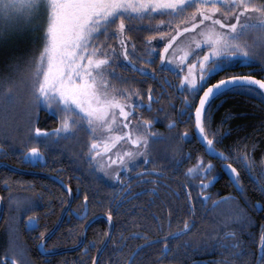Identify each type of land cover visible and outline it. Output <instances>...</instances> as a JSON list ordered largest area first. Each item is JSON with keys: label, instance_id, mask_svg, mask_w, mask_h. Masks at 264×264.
Wrapping results in <instances>:
<instances>
[{"label": "snow or ice", "instance_id": "1", "mask_svg": "<svg viewBox=\"0 0 264 264\" xmlns=\"http://www.w3.org/2000/svg\"><path fill=\"white\" fill-rule=\"evenodd\" d=\"M161 28L167 31H161ZM140 30L149 33L141 40L142 53L147 55L138 54L136 40L128 34ZM12 33L30 35L32 41L38 43L28 49L29 54L24 58H12L5 65L10 71L0 73V109L16 112L25 119L33 140H40L45 147L52 148L62 136L75 135L83 130L86 151L82 155L99 180L112 177L123 183L121 169L130 171L139 165L141 158L146 164L153 163L148 155L150 139L166 137L151 131L158 117L143 118L137 111L138 108L152 110V90H147L149 102L145 103L139 89L123 84L118 87L112 78L124 81L126 77L112 65L119 62L130 70L154 75V70L137 64L134 57L143 61L150 60L155 54L162 69L168 68L179 76L175 85L177 90L192 96V101L189 96H183L185 106L181 115L188 113L191 119L190 109L194 107V128L208 154L224 162L237 160L247 174L252 190L264 196V158H261L257 176L254 172L257 161L250 158L249 153L240 151L239 146L233 150L234 156L217 149L222 134L219 128L211 127L210 121L212 101L226 92H244L264 100V75L227 74L214 83L208 82L214 74L234 65L258 64L259 67L252 71L264 74V0H0V43ZM113 40L115 44L110 42ZM159 43H163V48L158 50L155 45ZM197 97L198 103H193ZM41 109L58 118L55 128L37 125ZM168 126L175 127V121L170 120ZM179 135L188 137L186 131ZM0 151H4L2 145ZM20 155L29 162L44 158L41 149L35 146L21 151ZM177 163L171 160L159 168L142 169L137 175L163 176L164 167ZM222 166L228 170L231 184L244 195L240 170L231 163ZM213 167L212 161L197 157L196 164L186 169L185 175L207 177ZM214 179L199 181V197L203 202L211 200V194L204 189ZM62 187L72 194L70 186ZM184 187L189 205L194 207L191 205V190L187 185ZM80 193L78 188L76 195ZM244 198L254 210L259 206V210L264 211L261 201ZM230 200H236V197H220L212 200V206ZM83 201L84 211L75 213L80 219L87 216L89 196L86 193ZM38 206L34 200L22 207L17 201L22 214ZM237 208L236 220H245L243 209L239 205ZM106 215L111 221L112 210L109 209ZM154 219L155 230L163 231V221ZM166 219L170 228V210ZM180 223L179 228L165 232L162 237L137 233V237L146 239L128 254L126 264H137L136 258L152 245H160L158 260L170 253L176 259L181 250L186 255L191 244L181 237L193 231L195 222L183 218ZM22 224L35 237L36 229L40 227L39 218L28 215L22 219ZM38 235L37 247L47 256L50 249L43 247L47 238L44 232ZM235 235L234 232H225V239L214 243L229 256L242 258L244 252L240 249V241L234 239ZM204 246H207L206 242ZM261 259L264 261V257ZM91 260L92 264H99L97 258ZM0 264L32 262L25 248L15 247L0 255ZM222 264L233 262L222 257Z\"/></svg>", "mask_w": 264, "mask_h": 264}, {"label": "flooded vegetation", "instance_id": "2", "mask_svg": "<svg viewBox=\"0 0 264 264\" xmlns=\"http://www.w3.org/2000/svg\"><path fill=\"white\" fill-rule=\"evenodd\" d=\"M153 60H150L153 65L157 61V70L164 76V82L160 83V92L156 101H152V110L149 111L145 108H138L137 111L142 113L143 118L155 119L151 131L158 135L166 137L163 139L167 143V147L171 148L173 155L169 154L168 159H164L160 156V153L167 154L168 152L160 148L157 149V140L150 139V149L148 155L153 159V163H144L143 159L137 167L131 169V177H126V174L121 175L123 183L116 181L114 183L109 182L106 178L104 180L97 179V173L90 171L89 164L86 157L82 155L86 149L83 147L86 135L83 130H79L75 135L62 136L59 139V143L55 144L52 148L45 147L44 143L40 141L42 147L41 152L44 155V162L41 160L27 161L21 158L20 153L13 157L8 156L9 160L5 158L6 150L0 151V162H7L12 165H16L24 172H16L7 167L2 166V169H7L18 177L7 180V174L0 175V198L3 203V215L0 221V227L6 222L10 215H13V219L16 216L26 218L28 215H35L39 218L40 227L36 229L34 234L23 230L36 242L37 252L43 256L46 260L66 254L77 253L89 254L90 249L96 247V240L90 239V233H95L106 225V229H109L110 222L107 219V211L112 210V222L113 231L110 240L105 249L111 244L113 259L108 264H117L121 261L123 256L127 258L128 254L137 246L143 243L146 237L139 236L137 233H147L148 237H162L167 231H175L181 226L180 221L183 218H187L190 222H195V228L188 235L181 237L182 240H187L191 244L192 251L187 250V254H184V250H181V261H175L172 253L168 254L162 260H158L152 264H222V259L218 258L223 254L216 250L218 244L214 243L218 240L216 233L219 227V234L224 235L230 227L239 232V224H233V216L238 209L233 210V200L226 201L219 204L216 207L212 206V200H217L220 197L232 195L236 197L239 204L249 206L250 203L246 202L245 196L250 200L252 190L249 178L245 177L243 180L248 183H243L245 186V193L241 195L234 185L231 184L230 177L225 172L222 166L224 162L219 160L215 155H209L205 149L204 144L197 137L194 129V107L190 109L191 119L188 113L181 115V110L185 106L183 96H189V100L193 98L188 92H180L175 85L179 82V76L176 72L169 71L165 68L159 67V58H156L153 54ZM148 61V60H147ZM191 62V61H189ZM119 63V62H117ZM119 73H129L130 69L124 67H114ZM246 68V69H243ZM253 68L250 64L234 65L224 68L223 71L214 74L209 83H214L215 80L221 79L227 74H251L254 75ZM187 71V68H185ZM245 71V72H244ZM135 74H133L134 76ZM182 75V74H181ZM264 74L259 75L258 77ZM114 81L116 78L113 77ZM171 82V85L169 84ZM154 86V85H153ZM206 86V85H205ZM154 91V89H151ZM135 100V99H133ZM145 103L149 101L144 100ZM198 103V97L193 103ZM163 109V111H160ZM50 113V112H49ZM51 115L50 120L44 122L43 127L46 128L49 122L55 120L57 124L59 120L56 116ZM134 117L133 119H138ZM175 121V127H169V121ZM56 125H53L46 129H53ZM193 124L194 134L186 130ZM188 133V137H181L179 134L183 132ZM55 139V138H49ZM160 141V140H158ZM160 149V151H159ZM27 151V150H26ZM197 157H203L205 161H212L214 167L207 177L204 176H186L185 171L189 167L196 164ZM13 158V159H12ZM171 160H176L179 163L166 166L163 168L164 175H149L138 176L137 173L141 172L145 168H159L162 165H168ZM227 170V169H226ZM228 171V170H227ZM28 172V173H25ZM11 176V175H10ZM25 177L27 179H25ZM59 177V179H57ZM211 177L215 179L209 184V187L204 191L211 194V200L203 202L199 197L200 188L198 186L200 180H206ZM153 180L157 181L153 183ZM32 185V186H29ZM62 185H68L72 189V194L69 195L64 190ZM191 190V205L188 200V193L185 189ZM81 190L79 196L76 195L77 189ZM251 189V192H250ZM89 196V203L87 204V216L84 219H80L76 212L84 211L83 195ZM95 194V195H93ZM255 194H258L255 192ZM259 195V194H258ZM260 198H256L253 202L261 201L264 203V196L259 195ZM37 201L39 206L32 209L31 212L22 214L20 208L17 207V201L20 202L22 207L29 201ZM235 201V200H234ZM70 205V206H69ZM237 205V204H236ZM240 209H242L239 206ZM171 211V227L168 226L166 219L167 214ZM246 215V210L243 209ZM249 213L252 215L251 230L256 238H259L258 255L262 257L260 253L261 246L264 245V211L250 208ZM15 214V215H14ZM102 216L94 220L87 228L85 237L83 239L82 232L85 225L95 216ZM62 217L59 228L50 237L44 247L49 248L50 252H55L63 248H72L80 244V247L57 254L44 256L40 249L37 247V240L39 239V233L44 232L46 236L51 231L57 222ZM224 218L223 221H218V218ZM159 218L164 223V230L157 231L155 225V219ZM247 219V216H246ZM16 221V219L14 220ZM225 222H229L225 224ZM210 224L209 232L203 233L206 230L204 225ZM80 231L78 232V229ZM249 228H245L248 231ZM66 233L67 242L63 241V234ZM108 231L103 239L105 240ZM211 235L210 247L213 251L219 252L221 255H210L206 258L202 256H195V250L198 245H202L203 234ZM74 237V238H71ZM225 237V236H224ZM22 241L15 247H23L27 249L26 242ZM103 241L97 247L93 253L92 258L95 257L97 251L102 245ZM249 239H245L241 246H244V256H252V253L246 248L250 245L246 243ZM175 244L176 242L170 241ZM94 245V246H93ZM193 245V246H192ZM256 247V245L254 246ZM188 248V249H190ZM264 248V246H263ZM101 253L99 261L105 251ZM156 249H160V245H156ZM131 251V252H129ZM184 254V256H183ZM143 254L138 256L137 264H143ZM260 257L257 260H260ZM186 258L188 260L186 261ZM233 264H256L255 260L247 258L235 262L233 259L228 258ZM66 264V263H64ZM69 264H80V262L71 261Z\"/></svg>", "mask_w": 264, "mask_h": 264}, {"label": "trees", "instance_id": "3", "mask_svg": "<svg viewBox=\"0 0 264 264\" xmlns=\"http://www.w3.org/2000/svg\"><path fill=\"white\" fill-rule=\"evenodd\" d=\"M159 18L160 17H157V19ZM160 30L167 31V29L163 28H161ZM128 34L131 35L134 40H136L138 54L147 55L146 53H142L141 40L143 36L148 35L149 33L147 31L140 30L130 31ZM110 42L113 44L116 43L114 40ZM155 47L158 50L162 49L163 43L156 44ZM2 57L3 56H0V59ZM153 58L154 57L152 56L150 60H153ZM156 58L159 57L156 56ZM134 59H136L137 64H143L146 69L154 70V75H145L138 71L130 70L129 73H122V75L126 77L124 81L116 79L115 83L118 87L123 84L125 86H132L139 89L141 92V97L143 98V100L146 101H148L147 90L149 88L154 89V91L151 92V95L154 98L152 101L155 102L160 92L159 84L165 81L163 74L161 72L156 71L157 61L156 63L151 65L148 64L151 63L150 60L142 61L137 57H134ZM117 66L124 68V65L120 63L112 65V67ZM159 67H161L160 60ZM250 67L255 69L258 68L259 65L250 64ZM165 69L169 70L168 68ZM8 71H10V69L6 67L4 70H1L0 73ZM133 74L135 75L133 76ZM253 74L256 76L261 75V73L255 71ZM133 99H135V97ZM38 117L39 118L36 123L39 127H43L44 122L50 120L51 115L48 111L41 109L38 113ZM210 121L211 127L213 129L219 128V132L222 134L221 142L217 143L216 145L217 149L234 156L235 152L233 150L237 146H239L240 151L249 153L250 158H255V160L257 161V165L254 168V172L257 176H259L260 161L261 158H264V100H261L260 98H258V96L250 95L244 92H226L223 96H219L212 101V106L210 109ZM56 124L57 121L53 120L49 122L46 128H49ZM186 130L193 133V124L189 128H186ZM157 142V149L161 147L162 150L168 152L167 154L160 153V156H162L164 159H168L170 157L169 154L171 156L173 155L171 148L167 147V143H165L163 139L160 141L157 140ZM0 145H2L3 148L6 150L5 158L7 160H9V155L16 157L19 153H21V151H26L29 147H42L40 140H33L31 138V134L28 131V126L25 119H23L16 112H5L2 109H0ZM13 148L15 149V151H13ZM227 162L233 164L237 169L240 170L241 182L248 183L247 181L243 180V178L248 176L241 168V164L235 159H230ZM225 172L227 173V175H229L226 169ZM3 173L7 174L8 181H10L11 178L14 179V177H18L17 174L7 169H2L0 171V175ZM25 179L27 178L25 177ZM256 198H260L259 195L255 194V192H251L250 201L253 202ZM233 203V210L238 209L237 205H239L242 209L246 210L247 219L243 221L236 220L235 217L238 212H235L233 216V224L235 223L240 225L238 227L239 232L233 228V225L228 229V231H233L236 234L234 239H238L240 241L241 250H244V246H241L244 240L249 239V241H247L246 243H248L250 247L246 248L245 250L251 248L249 251L252 253V256L247 257L246 255H243L242 258L229 256L228 253L225 252L220 245H218L216 250L223 254L218 258L222 259V257H227L233 259L235 262L251 258L252 260H255L256 264H264V261H262L261 259L262 257H264V248L262 257H260V255H258L259 238H256L257 236L255 235V233L252 232L250 226L252 223V215L249 213V209L252 208L251 205H241L237 202V200H233ZM15 219L16 221H14ZM22 219L23 217L21 216H16L13 219V215H10L6 222L0 227V255H3L5 251H10L12 248H15V245H18L19 243L22 244V239L26 242V250L29 254L32 264H69L71 261H78L80 262V264H92L91 258L93 256V253L103 241L106 235V230H108L106 229V225H104L103 227L98 229L97 232L90 233V239H93L94 241L96 240V247L94 249H90L89 254H83L81 252L73 254L66 253L58 255L52 258L51 260H46L37 252L36 242L32 238H30L28 234L23 230ZM218 221L224 222V218L219 217ZM228 223L229 222H225V224ZM204 227L206 230H203V233L209 232L210 224H206L204 225ZM219 227L220 226H217L218 231L216 233V236L218 237V240H223L225 239V237L224 235L219 234ZM245 228H249V230L245 231ZM79 231L80 228L78 229V232ZM66 235V233L63 234L64 242H67ZM71 238L74 237L71 236ZM202 239V245H198L196 247V250L194 251L195 256H202L203 258H206L210 255V252H212V255L214 256L221 255L219 252L213 251V249L210 247L211 235L209 233L203 234ZM205 242L207 243L206 247L204 246ZM255 245L256 247H254ZM111 248L112 245L110 244L105 249L102 258L99 261V264H108V262L113 259V256H115V254H113V250ZM187 250L192 251L194 249L190 248ZM158 255L159 250L156 249V245H152L151 248L145 249L142 257L143 264H152L156 262ZM259 257L260 260H257ZM126 260L127 258L124 255L122 260L117 262V264H126ZM187 260L188 258H186V261ZM175 261H181V256L177 257Z\"/></svg>", "mask_w": 264, "mask_h": 264}, {"label": "rangeland", "instance_id": "4", "mask_svg": "<svg viewBox=\"0 0 264 264\" xmlns=\"http://www.w3.org/2000/svg\"><path fill=\"white\" fill-rule=\"evenodd\" d=\"M36 43L38 42H33L30 35L8 34L5 41L0 43V56H3L0 59V71L6 68L5 65L8 64L12 58L22 59L27 56L29 54L28 49L35 47ZM122 174H126V177L129 178L131 177V170L125 171L121 169L120 176ZM105 178L111 183L117 181L112 177Z\"/></svg>", "mask_w": 264, "mask_h": 264}, {"label": "water", "instance_id": "5", "mask_svg": "<svg viewBox=\"0 0 264 264\" xmlns=\"http://www.w3.org/2000/svg\"><path fill=\"white\" fill-rule=\"evenodd\" d=\"M194 115H195V112H194ZM195 129V128H194ZM196 132V130H195ZM196 135H197V132H196ZM198 137V136H197ZM208 153V152H207ZM44 157V155H43ZM35 161V160H34ZM42 162H44V158L41 160ZM4 166V167H7L13 171H16V172H24L22 169H20L19 167H17L16 165H12L10 163H7V162H0V168ZM25 173H28V172H25ZM2 215H3V203H2V199L0 198V221H1V218H2ZM102 216H95L93 217L84 227L83 229V232H82V237L84 239L85 237V234H86V231H87V228L88 226L96 219L100 218ZM61 221H62V217L60 218V220L57 222V224L54 226V228L45 236V238H47V241L50 239V237L54 234V232L59 228L60 224H61ZM110 222V226H109V231L107 233V236L105 238V240L103 241L102 245L100 246L99 250L97 251L96 255L94 258H97L99 260V257L101 255V253L103 252V250L105 249V247L107 246L109 240H110V237H111V234H112V231H113V222L112 221H109ZM45 246V245H44ZM43 246V247H44ZM80 247V244L77 245L76 247H72V248H63V249H60V250H57L55 252H50L48 255H52V254H57V253H62V252H67V251H71V250H74L76 248ZM40 251H41V248H39ZM262 249H263V246H261V249H260V253L262 252Z\"/></svg>", "mask_w": 264, "mask_h": 264}, {"label": "bare ground", "instance_id": "6", "mask_svg": "<svg viewBox=\"0 0 264 264\" xmlns=\"http://www.w3.org/2000/svg\"><path fill=\"white\" fill-rule=\"evenodd\" d=\"M107 231H109V229H108ZM49 232H50V231H49Z\"/></svg>", "mask_w": 264, "mask_h": 264}]
</instances>
